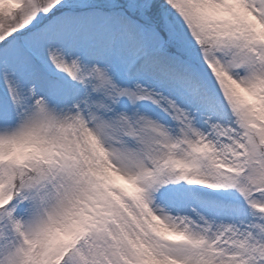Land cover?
Returning <instances> with one entry per match:
<instances>
[{"label": "snow or ice", "instance_id": "1", "mask_svg": "<svg viewBox=\"0 0 264 264\" xmlns=\"http://www.w3.org/2000/svg\"><path fill=\"white\" fill-rule=\"evenodd\" d=\"M0 264H264V0H0Z\"/></svg>", "mask_w": 264, "mask_h": 264}]
</instances>
